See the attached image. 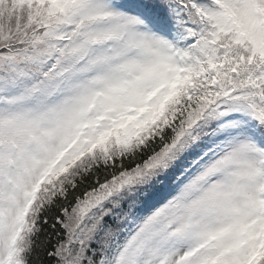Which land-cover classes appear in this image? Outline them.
<instances>
[{"label":"snow or ice","instance_id":"obj_1","mask_svg":"<svg viewBox=\"0 0 264 264\" xmlns=\"http://www.w3.org/2000/svg\"><path fill=\"white\" fill-rule=\"evenodd\" d=\"M0 264H264V0H0Z\"/></svg>","mask_w":264,"mask_h":264}]
</instances>
